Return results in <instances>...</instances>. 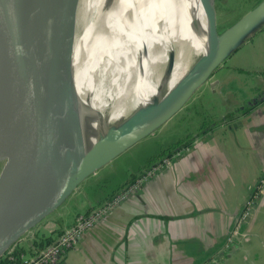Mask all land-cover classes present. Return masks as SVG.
<instances>
[{
  "label": "crops",
  "instance_id": "obj_1",
  "mask_svg": "<svg viewBox=\"0 0 264 264\" xmlns=\"http://www.w3.org/2000/svg\"><path fill=\"white\" fill-rule=\"evenodd\" d=\"M228 58L223 64L226 76L206 84L209 101L219 94V86L224 95H239L226 112L209 110L212 102L207 104L206 109L220 124L174 154L170 164L89 228L74 248L62 254V263L264 264V191L239 233L232 235L247 201L264 178V102L250 110L239 109L264 90V27ZM151 162L130 170L119 186ZM97 173L70 196L62 206L65 211H56L54 221L46 218L34 232L55 240L79 214L119 193L120 189L114 192L115 187L109 185L103 189ZM108 174L107 184L113 183ZM101 188L98 193L96 189ZM231 235L234 242L224 248ZM19 246L25 248L24 261L42 250L27 239Z\"/></svg>",
  "mask_w": 264,
  "mask_h": 264
},
{
  "label": "water",
  "instance_id": "obj_2",
  "mask_svg": "<svg viewBox=\"0 0 264 264\" xmlns=\"http://www.w3.org/2000/svg\"><path fill=\"white\" fill-rule=\"evenodd\" d=\"M60 1L0 0V59L44 25ZM206 2L213 15L208 23L214 55L207 61H199L197 65L195 61L184 79L159 107H143L97 130V141L89 151L78 149L83 141L79 138L81 128L76 121L68 124L62 119L64 103L72 83L73 50L70 38L59 33L64 57L29 60L24 72H16V84L20 86L19 99H15L10 91L15 65L9 64L4 70L0 65V259L12 252L24 237L61 208L87 178L180 113L226 59L264 27V0L223 31L218 25L216 0ZM43 74L51 76L47 82L49 88L39 85L40 91L38 88L36 91L30 90L28 78H41ZM29 92L32 99L40 94L49 101L41 130L26 105ZM262 102L264 90L239 109L250 110ZM68 108L70 110L71 106ZM72 112L73 108L64 117H70ZM72 139L70 149L65 150ZM117 195L119 193L114 197ZM116 207L113 206L110 211ZM246 221L237 228L234 236ZM224 246L227 248L230 244Z\"/></svg>",
  "mask_w": 264,
  "mask_h": 264
},
{
  "label": "bare ground",
  "instance_id": "obj_3",
  "mask_svg": "<svg viewBox=\"0 0 264 264\" xmlns=\"http://www.w3.org/2000/svg\"><path fill=\"white\" fill-rule=\"evenodd\" d=\"M77 1L61 0L47 22L5 53L0 65L2 70L15 65L10 91L19 99L16 72H24L29 60L64 57L59 33L70 38L72 83L62 119L68 124L76 121L83 141L78 149L89 151L97 141V130L143 107H159L195 61L197 65L214 55L208 23L213 15L206 0H82L81 23L76 22L72 32L68 23ZM43 37L48 43L40 48ZM50 78L31 76L30 90L40 91L39 85L48 89ZM48 102L44 95L37 94L35 99L30 92L26 95V105L40 130ZM72 108L70 117H64ZM80 113L87 121L81 123Z\"/></svg>",
  "mask_w": 264,
  "mask_h": 264
},
{
  "label": "rangeland",
  "instance_id": "obj_4",
  "mask_svg": "<svg viewBox=\"0 0 264 264\" xmlns=\"http://www.w3.org/2000/svg\"><path fill=\"white\" fill-rule=\"evenodd\" d=\"M260 1L261 0H216L218 25L220 30L223 31L229 26H231L240 17H242L245 13H247L254 6H256ZM81 3L82 0H78L77 3L75 4L73 16H71L70 21L68 23L69 30L73 31L76 29V22L81 23V13H82ZM54 18L55 16L52 17V19ZM60 21L61 18L59 19L58 24L60 23ZM43 38L44 39L40 43V48L44 47V45L48 43L47 37H43ZM228 59L229 58L226 59L225 63L228 61ZM225 72L226 71L223 65L220 66L213 73V75L210 77V79L207 82H216L217 80L221 79V77H225L226 76ZM206 84L207 83H205L197 91L198 93L195 95V97H193V99L188 102L189 105L192 106V104L194 103L202 102L204 103V106L206 108L207 104L211 101L213 104L212 103L208 104L209 107H211L209 108V110L215 109V111H221L220 109H224L223 112H226V110L229 109L230 106H232L231 101L239 96L237 94L236 97L224 95L221 91L222 87L219 86L217 87L219 94H216L214 99L209 101L211 96L210 92L208 91L209 93L208 97L204 96L205 93L208 94L206 91L208 90ZM188 111L189 109L184 108L180 113H178V115L175 118H173L165 126L161 127L154 134L148 136L147 138L138 142L133 147H131L130 149L119 155L116 159H114L110 164L107 165L108 167H104V169H101L97 173L98 176H100L101 178V185L103 184L102 181L105 180L106 176L109 175L108 173H111V177L113 178V183H109L108 185L113 188L116 187L119 183L123 182L126 179L130 170L133 169L135 170L140 165L150 161L153 156L158 154L164 148L168 147L169 144L175 143L182 138H186L187 136L190 135V133L194 131H198L203 123L204 117L207 114V112L203 115L202 112H198V113L194 112L193 114L192 113L190 114V112ZM80 115L79 118L81 119V123H83V121H87L83 113H80ZM108 185L107 187H105L106 189H108ZM96 191L98 193H101L103 190L101 188V189H96ZM263 191L264 189H262V192ZM61 208H62V212L65 211L64 207ZM68 211L70 212V206L68 208ZM54 218H56V213L48 217V222L54 221L55 220ZM25 238L26 237H24L23 240H25Z\"/></svg>",
  "mask_w": 264,
  "mask_h": 264
},
{
  "label": "built area",
  "instance_id": "obj_5",
  "mask_svg": "<svg viewBox=\"0 0 264 264\" xmlns=\"http://www.w3.org/2000/svg\"><path fill=\"white\" fill-rule=\"evenodd\" d=\"M165 164H170L169 158H165L156 163L154 167L147 169V171L141 177L137 178L133 183L124 187L119 195L115 196L112 200H109L100 206L94 207L87 213L79 214L76 217L73 225L59 234L51 244L45 246L36 257L25 260L24 264H64L61 261V256L64 252L74 248L79 239L89 228L93 227L104 215L110 211L113 206L119 205V203L123 201L131 192L138 190L145 180L154 175L158 169L160 170ZM262 189H264V178H262L260 181L258 189L247 201L245 211L241 215L240 219H238L232 235L235 234L237 228L241 226V224L245 222L251 214L252 207L255 201L259 198ZM232 235L228 238L227 244L233 240Z\"/></svg>",
  "mask_w": 264,
  "mask_h": 264
},
{
  "label": "trees",
  "instance_id": "obj_6",
  "mask_svg": "<svg viewBox=\"0 0 264 264\" xmlns=\"http://www.w3.org/2000/svg\"><path fill=\"white\" fill-rule=\"evenodd\" d=\"M189 105V104H188ZM186 106L185 109H189L188 112H190V114L192 113H198V112H202L203 115L207 112V114L204 117L203 123L200 126L199 130L197 132H195L194 135L192 136H187L186 138H182L179 141L175 142V143H171L169 144L168 147L164 148L162 151H160L158 154H156L155 156H153L152 162L150 163V165L148 167H150L151 165H153L155 162H160L164 157L168 156L169 158L173 157L174 154H176L177 152H179L181 149L189 147L190 145L193 144V142L197 139L202 137L203 135H205L207 132H209L212 127L220 124L221 121L219 120H215L212 118V116L210 115V113L208 112V110L205 108L204 104L201 103H194L189 106ZM176 117V116H175ZM174 117V118H175ZM189 117V116H187ZM185 119V118H183ZM177 150V151H176ZM179 150V151H178ZM148 168H146L145 170H147ZM144 174V171L141 173H133L131 175L130 178H128L127 182H125L123 184V186H119V184L115 187L114 192H116L117 189H120L119 193L121 192V190L126 187L127 185L133 183L137 178L141 177ZM111 182V181H110ZM108 180H104L103 184L100 185L103 189H105V187H107ZM121 187V188H120ZM114 197V196H113ZM112 196L107 197V201L111 200ZM33 247H35L36 249H38L39 251L41 249H43V247L51 244L54 239L52 238V236H46V235H42L39 234L38 232H32L30 233L28 236H26V238ZM24 246H17L16 248H14L12 250V252H10L9 254H7L6 256H4L2 259H0V264H24V260L21 257V254L24 252Z\"/></svg>",
  "mask_w": 264,
  "mask_h": 264
},
{
  "label": "flooded vegetation",
  "instance_id": "obj_7",
  "mask_svg": "<svg viewBox=\"0 0 264 264\" xmlns=\"http://www.w3.org/2000/svg\"><path fill=\"white\" fill-rule=\"evenodd\" d=\"M233 241H231L229 244H231Z\"/></svg>",
  "mask_w": 264,
  "mask_h": 264
}]
</instances>
